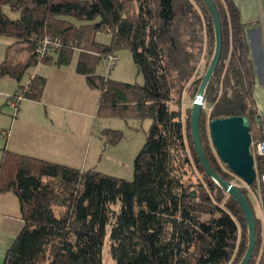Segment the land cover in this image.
<instances>
[{
  "label": "trees",
  "instance_id": "16d2710c",
  "mask_svg": "<svg viewBox=\"0 0 264 264\" xmlns=\"http://www.w3.org/2000/svg\"><path fill=\"white\" fill-rule=\"evenodd\" d=\"M212 1L220 18L222 48L204 95L209 120L248 117L250 132L255 127L260 140L244 25L231 0ZM5 8L19 17L8 18ZM99 33L109 35L108 44L96 41ZM48 35L62 42L57 66L79 53L75 71L98 92L97 115L149 118L152 123L130 182L4 151L0 193L15 195L23 227L3 264H102L106 238L114 264H239L248 242L242 212L197 159L191 109L183 119L178 109L170 108H178L188 85L198 84L200 78L191 80L199 73L201 56L214 51L213 24L202 0H0V36L10 40L0 77L14 80L17 92L29 68L51 59H38L34 53ZM120 49L131 52L142 85L109 80L89 67ZM34 80L24 98L39 100L45 80L40 78L35 87ZM202 113L206 158L229 182L232 177L204 141ZM101 135L113 145L121 139L119 132L108 129ZM262 162L256 161L259 172ZM193 170L201 175L196 182ZM251 187H257L255 182ZM238 189L250 204L246 189ZM262 234L255 219L248 264H264Z\"/></svg>",
  "mask_w": 264,
  "mask_h": 264
},
{
  "label": "rangeland",
  "instance_id": "374dc122",
  "mask_svg": "<svg viewBox=\"0 0 264 264\" xmlns=\"http://www.w3.org/2000/svg\"><path fill=\"white\" fill-rule=\"evenodd\" d=\"M4 13L12 20L19 17L18 13L11 12L7 8L4 9ZM96 41L106 45L109 43V35L99 33L96 35ZM8 45H10V40L0 36V64L4 60L5 49ZM78 55V52H73L68 56V64L57 67L55 62L58 60V54L54 53L49 55L51 59L48 62L39 63L25 72L20 82V85L23 86V88L26 87L28 81H32L34 77L35 80L32 82L34 87L38 85L40 78H44L47 84L43 93L42 103L27 100L25 98H23V100L21 99L19 106L23 105V114H21L18 124L22 126L23 130L26 127L25 129L30 133L35 126L31 127L29 121L32 120L33 122H36V116L38 114L40 117L45 116V110L50 111V115H54L55 118H57V121H60L62 125L68 127L69 121L73 122L76 125L77 133H80V136H77L79 144L88 148V155L85 159L87 161L86 168L94 167L96 168L95 171L130 182L133 180L134 160L146 141V136L152 121L149 118L139 120L131 116L123 118L108 116L105 114L97 115V91L87 89V87H85L86 84L84 82V77L77 75V72L75 71ZM114 55L117 57V61L111 70H108L106 65L102 62L95 65L88 63L89 67L95 75L108 78L109 80L142 85L144 82L143 77L138 73L133 63L131 52L128 49H120L116 51ZM212 55L205 52L201 56L200 62L198 63L199 73L191 80V82H194L195 80L197 81L199 78L201 81ZM30 75L34 76L30 77ZM69 75L78 76L76 78H79V82L81 83H73L71 80H66ZM66 81L68 85H65ZM200 81L197 85L190 84L186 87L182 93L178 108L175 105L170 104L171 109H178L181 112L183 119H185L189 109H191ZM60 83H62V85ZM16 86L17 83L14 80L8 77H0V147H2L1 145L4 141L1 132L11 129V122L15 119L16 115L15 109L9 106L5 95L13 93ZM80 86H84L85 89ZM58 103L64 104L62 105L64 111L55 109V107L59 105ZM202 110L205 113H202V117L204 118L202 123V132L205 134L204 141L206 139L208 140L209 146L213 150L214 155L222 165V170L232 177L229 182L236 187H243L242 182L227 169L215 154L209 136L210 109L203 104ZM45 117L47 118V116ZM105 129L119 132L121 134V139L114 145L106 143L101 135V132ZM250 136L254 142L258 140V133L255 132V127L252 128ZM73 149H76L77 151L81 150L78 146L73 147ZM77 151L76 155H73L71 159L72 161H76L74 163L80 167L82 166L81 159L85 153L83 152V154H81L80 151ZM250 151L253 154V149L250 148ZM191 172L193 181L196 182L201 178V175L197 170ZM255 174L256 176L259 174V171L256 169ZM255 184L257 185L256 182ZM245 189L247 191L254 219L259 222L262 231H264V215L260 202L263 192H261L258 186L256 188L249 187ZM9 206V210L6 211V213L9 216L14 217L17 210V203L14 201V203ZM1 257L0 264H2ZM102 264H114V261L109 254V243L107 238L104 240L102 247Z\"/></svg>",
  "mask_w": 264,
  "mask_h": 264
},
{
  "label": "crops",
  "instance_id": "0c3cea01",
  "mask_svg": "<svg viewBox=\"0 0 264 264\" xmlns=\"http://www.w3.org/2000/svg\"><path fill=\"white\" fill-rule=\"evenodd\" d=\"M238 10L239 18L241 23L244 25V38L247 45L248 56L250 59L253 77H254V89H253V101L258 114L257 127L259 129V137L264 139V0H231ZM58 67V66H57ZM76 73V72H75ZM77 75H80L76 73ZM34 75H30L33 77ZM29 77V78H30ZM78 76L69 75L66 80H71L73 83L79 82ZM44 79V78H43ZM81 81V80H80ZM63 82V81H61ZM85 82V80H84ZM45 84L41 93L39 100H31L34 102H43V93L46 87ZM62 85V83H60ZM86 84V82H85ZM65 85H68L67 81ZM83 89L84 86H80ZM87 89H90L87 84ZM17 86L15 87L13 93L5 95L7 102L10 106L11 98L17 94ZM93 90V89H92ZM96 91V90H95ZM98 94V92H97ZM97 95V107H98ZM23 100V99H22ZM18 102L15 112V119L11 122V129L9 131L8 137H3L4 141L2 147H0V161L4 151H9L12 153L20 154L27 157L37 158L45 160L52 163H57L60 165L72 167L81 171H86L90 169H96L94 167L86 168L88 148L81 146L78 142L76 125L69 121L68 127L62 125L60 121H57L54 115H50L51 112L45 110L44 114L47 116L40 117L39 114L36 116V122L30 120L29 124L35 126L32 128L31 132L20 126L19 119L21 114H23V105L19 106ZM55 109L64 111L62 105L63 103H58ZM54 106V105H50ZM97 113V112H96ZM21 121V120H20ZM55 121V124H54ZM27 124V125H29ZM19 125V126H18ZM30 126V125H29ZM75 127V128H74ZM27 131V132H26ZM63 141V142H62ZM62 142V143H60ZM80 147L78 150L83 154L85 153L82 160V166L76 165L72 161L71 157L76 155V149L73 147ZM77 151V152H78ZM86 156V157H85ZM85 157V158H84ZM73 162V163H72ZM102 173V172H100ZM103 174V173H102ZM17 203V210L15 216H9L6 211L9 210V205ZM12 210V209H11ZM13 211V210H12ZM13 213V212H12ZM23 227V222L20 216V208L18 200L15 195L8 192L0 193V257L2 258V264L4 260V255L6 250L11 246L19 232Z\"/></svg>",
  "mask_w": 264,
  "mask_h": 264
},
{
  "label": "water",
  "instance_id": "95a60500",
  "mask_svg": "<svg viewBox=\"0 0 264 264\" xmlns=\"http://www.w3.org/2000/svg\"><path fill=\"white\" fill-rule=\"evenodd\" d=\"M202 2L212 20L215 45L212 58L200 81L191 106V138L197 159L204 173L216 186L234 199L242 212L247 228L248 242L246 251L239 264H248L255 245V219L251 206L238 187L223 180L211 167L206 158L200 137V118L205 90L218 66L222 48L221 24L216 6L212 0H202ZM209 136L211 145L219 160L237 179L247 187H251L255 182L256 174L250 151L252 139L248 117L213 119L209 123ZM192 194L194 195V193Z\"/></svg>",
  "mask_w": 264,
  "mask_h": 264
},
{
  "label": "built area",
  "instance_id": "2783aa9c",
  "mask_svg": "<svg viewBox=\"0 0 264 264\" xmlns=\"http://www.w3.org/2000/svg\"><path fill=\"white\" fill-rule=\"evenodd\" d=\"M61 47H62V42L60 38L48 35L40 39L37 46L35 47L34 53L38 57V59H44V58H47L49 55L57 53ZM116 61H117V57L113 54L108 55L102 59V63L106 65L108 70L112 69ZM30 82L31 80L28 81V84L26 85V87H24L21 90V92H18L11 98L10 106L13 109H16L18 102L24 98L25 94H29ZM1 135L3 137H8L9 131L1 132ZM250 148L253 149V154L252 153L251 154L253 157L254 168L256 169L257 167V164H256L257 159H259V161H263L262 162L263 169L261 172H259L258 176H256L255 182L257 183V186L263 192V195L260 198V202L263 208V215H264V139H260L256 142L251 141ZM242 184H243V187L249 188L243 182ZM262 242L264 243V231L262 234Z\"/></svg>",
  "mask_w": 264,
  "mask_h": 264
}]
</instances>
